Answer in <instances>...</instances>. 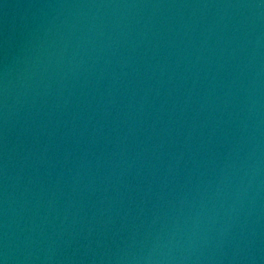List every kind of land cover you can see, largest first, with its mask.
Wrapping results in <instances>:
<instances>
[{"label":"water","instance_id":"95a60500","mask_svg":"<svg viewBox=\"0 0 264 264\" xmlns=\"http://www.w3.org/2000/svg\"><path fill=\"white\" fill-rule=\"evenodd\" d=\"M0 264H264V0H0Z\"/></svg>","mask_w":264,"mask_h":264}]
</instances>
